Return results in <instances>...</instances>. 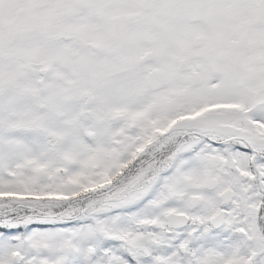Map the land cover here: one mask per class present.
<instances>
[{
  "label": "snow or ice",
  "instance_id": "obj_1",
  "mask_svg": "<svg viewBox=\"0 0 264 264\" xmlns=\"http://www.w3.org/2000/svg\"><path fill=\"white\" fill-rule=\"evenodd\" d=\"M0 264H264V0H0Z\"/></svg>",
  "mask_w": 264,
  "mask_h": 264
}]
</instances>
